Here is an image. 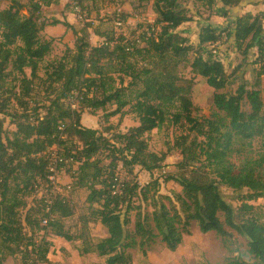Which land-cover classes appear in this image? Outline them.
Returning a JSON list of instances; mask_svg holds the SVG:
<instances>
[{
    "label": "trees",
    "instance_id": "1",
    "mask_svg": "<svg viewBox=\"0 0 264 264\" xmlns=\"http://www.w3.org/2000/svg\"><path fill=\"white\" fill-rule=\"evenodd\" d=\"M10 1V5L0 8V92L6 71L12 68L22 77V98L18 102L21 107L28 105L23 99L32 97L33 83L39 80L38 72L43 69L45 82L58 95L50 106L39 103L31 109L27 106L23 116L15 119L16 130L11 137L6 135L5 120L1 116L6 105L0 107V264L18 255L29 257L33 264H50L52 244L45 238L36 242L32 236L28 237L25 226L67 242L82 240L83 255L96 254L105 258V264H132L129 250L140 248L146 254L145 248L158 238L167 249L176 251L184 236L191 234L189 228L193 221L202 233L215 232L225 243L232 238L231 231L247 240L252 261L235 257L227 264H264V225L246 218L254 211L246 202L264 197V13L236 15L233 24L237 52L246 59L251 48L257 50L259 67L254 71L253 84H249L238 75L246 67V60L229 74L223 62L202 44L188 38L175 41L174 33L192 22L183 6L188 0L153 1L160 25L148 26L143 40L145 47L125 38L94 47L88 28L76 30L65 21H49L41 2ZM86 1L93 0H80V4ZM199 1L209 2L210 9L214 6L212 0ZM221 1L230 11L239 8L244 0ZM24 10L27 15L22 14ZM119 16L126 20L123 14ZM224 16H228L227 12ZM58 25L73 32L74 46L67 48L61 59L43 66L53 52L54 40L42 34L47 27ZM154 27L160 28L152 32ZM93 33L103 37L98 31ZM220 36L211 25L201 29L202 42L212 47L220 42ZM141 61L144 65L139 66ZM183 64L191 67L192 77L180 75L178 69ZM125 76L139 82L140 88H124ZM197 77L204 79L217 96L224 97L223 115L217 112L209 118L195 115L191 94ZM116 80L121 88L115 89V93L101 100L90 97L92 88L111 92ZM235 85H238L235 93H220ZM126 91L131 93L129 99L124 97ZM75 92L79 107L64 108L62 101ZM111 103L117 109L105 116L107 120L126 113L139 120V125L126 134H115L118 140L114 145L99 130L82 124L84 111L89 108L104 111ZM126 108L129 109L125 111ZM163 127L181 132L176 145L183 156L179 166L187 174L178 179L182 193L177 196V202L181 203L184 216L171 198L159 194L158 180L142 187L121 182L117 174L119 161L124 157V166L131 169V174L135 167L152 173L164 165L166 155L149 152L144 139L147 133ZM256 139L262 140L257 157L245 158L241 166H236L232 161L240 151L236 145L248 146ZM54 147L63 152L62 163L67 172L78 165L71 176L73 187L87 190L86 202L98 207L92 210V216L106 228L107 237L95 245L87 240L86 234L75 235L64 226L63 220L72 217L73 211L61 194L52 195L49 200L39 196L27 214L21 215L20 210L28 207L24 197L33 195L40 182L49 181L52 175L48 154ZM113 152L119 155L118 166ZM110 157V164L105 165L104 160ZM222 184L235 192L247 191L241 198L245 203L238 211L221 195ZM139 198L145 203L151 199L154 211L152 218L138 212L134 232H130L126 229L130 222L127 213L137 208L133 205Z\"/></svg>",
    "mask_w": 264,
    "mask_h": 264
},
{
    "label": "rangeland",
    "instance_id": "2",
    "mask_svg": "<svg viewBox=\"0 0 264 264\" xmlns=\"http://www.w3.org/2000/svg\"><path fill=\"white\" fill-rule=\"evenodd\" d=\"M24 4H28L31 1L41 2L44 7L45 17L51 21L58 19L60 21H71L76 30L81 28H88L90 33V43L96 47L105 41L114 42L116 39L125 38L145 47L143 40L146 38L147 29L150 25H160L156 21V16L153 11L154 0H93L86 1L84 4H80V10L82 12L79 16L75 12L74 0H21ZM214 6L209 8V2H202L199 0H188L183 6L186 8L188 15L192 18V22L196 23L186 31H183L186 35L180 34L179 28L174 33V39L176 42L182 41L185 38L190 39L195 44H202L201 46L209 52H213L216 58L223 62L226 70L231 74L237 66H239L244 60H246V69L244 68L239 74L243 80L253 84L255 75L254 71L259 67L256 64V48H251L246 59L240 53L237 52V46L233 38V26L228 23L231 18L237 14H243L244 7L236 8L232 11H223L220 7V0H212ZM47 2H51V5H47ZM10 0H0V8L10 5ZM208 11H211L209 13ZM228 14L225 18L224 14ZM229 12L230 15H229ZM23 15H27V11L22 12ZM123 14L126 16V20L119 16ZM213 14H217L218 17L226 19L224 23L220 19H215L216 30L221 33L220 42L216 45L204 44L201 38V29L206 26ZM211 25V24H210ZM212 26V25H211ZM160 28V27H156ZM198 29L196 32H190V30ZM182 30V29H181ZM98 31L103 34V37L96 36L93 32ZM188 34V35H187ZM232 34V36H231ZM44 38L54 40L53 52L48 59L43 63V66L47 62L61 59L67 48H73L75 36L72 31L67 30L64 26H51L48 27L42 34ZM149 36V34H148ZM140 65H144L142 61ZM179 73L183 77H192L191 67L189 65H181L179 67ZM27 75H30V70H26ZM5 83L3 89L0 92V107L6 105V109L3 110L2 118L5 120L6 135L11 137L16 130L14 125L15 119L23 116L21 115L25 108L29 109L40 105L50 106L53 100L58 95L54 90L50 89V85L45 82V72L40 69L38 72L39 80H35L32 86V92L30 99H23L24 102H28V105L21 107L18 102V98L21 97L20 93V81L21 75H19L12 68L6 71ZM115 78V76H114ZM111 92H104L102 88H92L90 97H96L99 100L104 96H108L111 93H115V89L121 88L119 80L116 83L113 82ZM139 82L133 81L129 76L124 77V88L137 89L140 88ZM238 85L233 86L230 90H225L220 93L226 94L230 92L235 93ZM57 91V90H56ZM226 92V93H225ZM217 93L209 87L205 80L197 77L194 90L191 94L192 102L195 108V115L199 118H209L214 112L224 114L226 108V102L223 96H217ZM131 93L126 91L124 97L129 99ZM77 93L65 98L62 101L64 108L77 109L79 107L78 101H76ZM262 98L264 101V84L262 88ZM117 109L114 103L108 105L104 111L93 109H87L82 116V124L87 128H93L99 130L103 135L109 139L110 144L114 145L118 140V136L115 138V134H126L130 129L139 125V120L132 114L126 113L123 116H115L110 119H106V115L114 112ZM129 108H126L127 111ZM43 112V111H41ZM181 132L177 129L170 127H163L161 129L154 130L147 133L144 139L148 146L149 152L158 154H165L166 161L164 165L158 170L149 173L143 170L141 167H135L131 174V169L124 166L126 157L121 158L119 161V155L113 152L115 156V162L118 166L117 174L120 176V181L133 182L145 186L153 180H158L160 187L158 189L159 194L167 196L172 199L176 207L182 212L181 203L177 202V196L181 195L182 187L178 183V179L187 174V170L179 165L183 162V156L181 150L176 145ZM74 141L77 140L74 138ZM262 140L256 139L251 142V145H243L241 143L236 145V148L240 150L234 154L232 161L236 166H241L242 161L245 158L257 157L261 151ZM57 153L63 155V152L56 147ZM112 151V149H109ZM49 164L51 162V155L49 152ZM108 155V153L104 154ZM112 157L104 160V164H110ZM51 164L57 165L59 172L54 174L51 172L49 181H42L36 187L38 193L33 195H27L24 197L28 207L27 209L20 210L21 215L25 216L27 211L32 208L35 200H39V196H44L46 200H49L54 194H61L65 196L68 201L69 208L73 211V216L63 220L64 226L75 235H85L87 240L96 244L100 240L107 237L106 228L100 223V221L92 216V210L97 209V205H90L86 202L87 190L83 188L73 187V179L71 176L78 170V165H74L72 171L67 172V168L63 163L58 164L56 159L52 160ZM172 178V179H170ZM16 182H12L15 185ZM53 188L52 192L49 191ZM119 187H117V190ZM220 193L225 201L231 205L235 211H238L241 205L245 202L241 199L247 194V191L235 192L227 185L222 184L220 186ZM153 195V192L152 194ZM150 204V205H149ZM152 200L148 203L142 201L141 198L135 200L133 207L128 213V220L130 221L126 229L130 232H134L136 215L138 212H142L143 215H148L152 218L154 211ZM249 206L254 208V211L246 218H253L260 224L264 225V197L255 199L253 201L246 202ZM45 225V224H44ZM189 230L190 235H185L181 246L176 251H170L160 238L155 243L145 248L146 254L140 248L129 250L132 258V264H227L230 258L240 257L245 261H252L251 256L248 254L247 240L244 237L239 236L236 232H232L233 236L228 243H225L223 239L215 232L204 234L200 231L198 223L191 222ZM25 234L28 237L35 238L36 242H40L45 238L46 242L52 244V248L49 253L50 264H105V258H100L96 254L83 255L80 248L82 246V240L77 242H67L66 240L54 236L52 234L40 233V231L33 230L25 226ZM5 264H33L32 260L24 258L22 255L7 258Z\"/></svg>",
    "mask_w": 264,
    "mask_h": 264
},
{
    "label": "crops",
    "instance_id": "3",
    "mask_svg": "<svg viewBox=\"0 0 264 264\" xmlns=\"http://www.w3.org/2000/svg\"><path fill=\"white\" fill-rule=\"evenodd\" d=\"M252 2H255V3H252ZM219 3H220V7L223 9V11L225 12V11H227V10H229L228 8H226L224 5H223V3H222V1L220 0L219 1ZM241 6L242 7H244V6H246L245 7V9H244V12H243V14H237V15H239V16H242V15H244V14H246V13H252V14H254V15H257V14H260V13H264V0H244L243 1V3L241 4ZM240 6V7H241ZM44 7V6H43ZM239 7V8H240ZM238 9V8H237ZM234 10V9H233ZM230 11H232V10H230ZM209 13H211V11H208ZM43 13H44V11H43ZM230 13L231 12H229V15H230ZM45 16V15H44ZM156 16V15H155ZM157 18V17H156ZM155 18V19H156ZM215 19H220V20H222L223 22L222 23H224L225 21H226V19H224V18H221V17H218L217 16V14H213V16H212V18H211V21H209L208 23H210L211 25H212V27L213 28H215L216 29V24H215ZM234 21H235V16L233 17V18H231V20H230V22L228 23V25H232L233 26V24H234ZM68 23H70V24H72V22L71 21H68ZM194 24H196L195 22L193 23V22H190V23H187V24H184L183 26H181L180 28L182 29H179V31H180V34H178V36H177V38L178 37H181V36H179V35H181V34H183L184 35V37H185V33L183 32V31H186L187 29H189V26L190 25H192L191 27H193V25ZM210 24H207V25H210ZM73 25V24H72ZM49 27H51V26H49ZM48 28V27H47ZM46 28V29H47ZM233 28H234V26H233ZM198 29H195V30H190V32H196ZM188 35V34H187ZM48 39V38H47ZM53 48H54V46H53ZM263 84H264V79H263Z\"/></svg>",
    "mask_w": 264,
    "mask_h": 264
},
{
    "label": "built area",
    "instance_id": "4",
    "mask_svg": "<svg viewBox=\"0 0 264 264\" xmlns=\"http://www.w3.org/2000/svg\"><path fill=\"white\" fill-rule=\"evenodd\" d=\"M74 5H75V7H74L75 12H76L79 16H81L82 12H81V10H80V6H79V5H80V0H74ZM151 31H152V32H157V31H158V28L154 27ZM75 93H77V92H75ZM49 152H50V155L52 156V157H51V162H52V160L56 159V161H57L58 164L62 163V161H63V155H62V154L57 153L55 149L50 150ZM51 162H50V164H49L50 170H51V172H53L54 174H57V173L59 172V170H58V166H57V165H53V164H51ZM52 177H54V176H52ZM52 177H51V179H52L51 181H53V178H52ZM52 190H53V188H52ZM52 190H51V192H52ZM54 195H55V194H54ZM54 195H53V196H54ZM53 196H51V197L53 198ZM43 197H44V196H42V198H43ZM48 204H51V203H48Z\"/></svg>",
    "mask_w": 264,
    "mask_h": 264
}]
</instances>
